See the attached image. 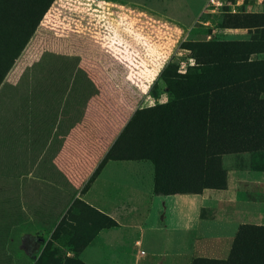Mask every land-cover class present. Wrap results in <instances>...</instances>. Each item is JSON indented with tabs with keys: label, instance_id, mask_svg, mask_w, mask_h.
<instances>
[{
	"label": "rangeland",
	"instance_id": "1",
	"mask_svg": "<svg viewBox=\"0 0 264 264\" xmlns=\"http://www.w3.org/2000/svg\"><path fill=\"white\" fill-rule=\"evenodd\" d=\"M18 2L22 18L30 0ZM36 18L0 82V264H134L133 243L117 244L118 222L99 209L103 169L142 154L135 124L151 111L157 124L186 76L199 90L217 86L211 122L240 127L223 131L237 146L228 154L253 156L248 168L264 171V64L233 58L264 51V0H52ZM198 110L185 119L203 122ZM234 166L207 183L229 197ZM193 181L185 185L197 189ZM242 207L262 224H236L232 257L187 264H264V204Z\"/></svg>",
	"mask_w": 264,
	"mask_h": 264
},
{
	"label": "crops",
	"instance_id": "2",
	"mask_svg": "<svg viewBox=\"0 0 264 264\" xmlns=\"http://www.w3.org/2000/svg\"><path fill=\"white\" fill-rule=\"evenodd\" d=\"M255 63L264 64V52L251 54L247 64ZM236 154L225 153L220 159L223 167L228 163L236 165L228 171L229 197L226 191L222 193V189L215 188L156 193V168L152 160L108 161L102 173V207L98 208L118 222L122 233L117 244L121 239L133 243L134 264L143 263L141 254L153 264H187L190 258L221 261L231 258L238 236L236 224L247 220L262 224V217L242 214V204H264V171L248 168L253 156ZM176 172L184 177V166ZM90 194L93 201L98 199ZM241 194L244 199L239 198ZM107 240L109 245L114 244L110 236ZM186 241L190 243L188 252L184 250Z\"/></svg>",
	"mask_w": 264,
	"mask_h": 264
},
{
	"label": "trees",
	"instance_id": "3",
	"mask_svg": "<svg viewBox=\"0 0 264 264\" xmlns=\"http://www.w3.org/2000/svg\"><path fill=\"white\" fill-rule=\"evenodd\" d=\"M13 1L15 4H13ZM51 1L30 0L28 5L23 8L25 11L24 17L18 18L16 15L21 11L18 0H0V82L21 49L18 41L20 35L26 30L28 23L34 20L36 16L37 21L40 19ZM235 27L249 28L239 25ZM260 52L264 51H252L247 55L246 59L241 58V55L245 53L236 52L233 58L238 59L239 63H247L250 54ZM229 53L221 52L216 55H230ZM210 64L214 66L212 72H215L219 62L214 63L211 61ZM198 82L197 78L186 76L184 82L172 84L170 90L173 99L157 107L159 112L158 123L154 124V112L151 111L148 114L150 117L145 122L143 120L142 123L135 124V133H133L135 152H138L139 149L142 154L134 158H120V160H152L156 168V193L200 192L205 188L220 187L221 185L216 182L215 185L207 183V179H216L221 174L226 176L224 173L225 169L220 161L221 155L237 150V146L236 149H233L234 147L227 142V137L224 133L228 132L223 131L240 129V127L230 123L211 122L212 110L217 104V86L212 88L205 86V89L199 90ZM199 101L201 104H199ZM198 108H201L200 112L203 114V122L187 121L185 119V110L188 113H192L194 110H196L195 112L199 111ZM225 113H227V110ZM213 130L216 131V141H219L217 144L213 143ZM147 139L148 142L146 143ZM138 141L140 143H137ZM208 163H213V166ZM181 165L185 168L184 177L176 175V170ZM185 179H194L192 186L197 184L198 188L191 189V186L185 185ZM105 215L107 214L105 213ZM107 217L114 220L109 215ZM234 249L235 246L233 251Z\"/></svg>",
	"mask_w": 264,
	"mask_h": 264
}]
</instances>
